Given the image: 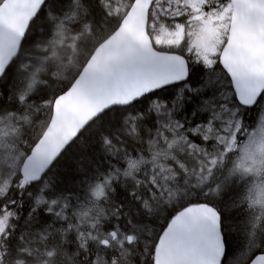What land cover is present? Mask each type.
I'll return each instance as SVG.
<instances>
[{
  "label": "snow or ice",
  "instance_id": "snow-or-ice-1",
  "mask_svg": "<svg viewBox=\"0 0 264 264\" xmlns=\"http://www.w3.org/2000/svg\"><path fill=\"white\" fill-rule=\"evenodd\" d=\"M0 264H264V0H0Z\"/></svg>",
  "mask_w": 264,
  "mask_h": 264
},
{
  "label": "trees",
  "instance_id": "trees-1",
  "mask_svg": "<svg viewBox=\"0 0 264 264\" xmlns=\"http://www.w3.org/2000/svg\"><path fill=\"white\" fill-rule=\"evenodd\" d=\"M256 118H257V115H256V112H255V111L249 113V114H248V117H247L248 122H249L250 124L253 123V122H255ZM163 223H164V219H163V216H161V218L159 219L158 224H163ZM157 226H158V225H157ZM239 239H240V238H239V235H238L237 240L232 242L233 245H235L236 243H238V242H239Z\"/></svg>",
  "mask_w": 264,
  "mask_h": 264
}]
</instances>
